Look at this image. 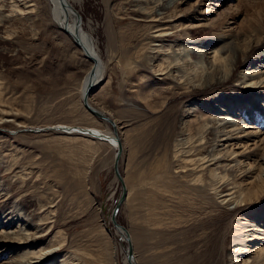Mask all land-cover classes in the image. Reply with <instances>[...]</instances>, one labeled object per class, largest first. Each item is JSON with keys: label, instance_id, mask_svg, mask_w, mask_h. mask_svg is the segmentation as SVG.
Wrapping results in <instances>:
<instances>
[{"label": "rangeland", "instance_id": "374dc122", "mask_svg": "<svg viewBox=\"0 0 264 264\" xmlns=\"http://www.w3.org/2000/svg\"><path fill=\"white\" fill-rule=\"evenodd\" d=\"M68 1L104 65L103 82L91 96L120 127L119 168L127 198L116 219L130 234L136 263L216 264L221 256L209 250L226 225L224 264L240 259L264 264V224L257 232L260 239L252 234L264 211V164L246 175L236 168L227 173V190L243 193L238 199L245 206L237 212L233 201L224 205L197 180L200 172L192 170L184 153L188 133L196 139L203 135L187 132V120L197 127L205 118L223 115L237 123L251 115L253 132L264 133V89L245 88L242 77L249 69L263 70L264 57L253 51L229 80L196 88V80L183 79L182 68L203 75L211 71L209 63L183 42L153 40L156 23L141 14L148 3ZM37 2L33 11L18 0H0V224L5 215L15 231L0 233V241L8 244L0 249V264H124L127 244L110 220L123 190L113 171L116 149L45 129L67 125L113 135L81 102V83L91 62L54 23L49 1ZM196 2L178 11L194 9ZM232 6L238 12L232 21L244 23L239 29L250 38L262 23L264 0H228L212 18ZM193 36L203 39L205 33L196 30ZM255 42L248 43L251 50ZM226 146L211 155L224 153ZM204 174L209 182L211 174ZM255 183L261 187L256 202ZM239 247L247 252L235 260Z\"/></svg>", "mask_w": 264, "mask_h": 264}, {"label": "bare ground", "instance_id": "6f19581e", "mask_svg": "<svg viewBox=\"0 0 264 264\" xmlns=\"http://www.w3.org/2000/svg\"><path fill=\"white\" fill-rule=\"evenodd\" d=\"M18 1L21 2L22 5L27 10L33 9V11L36 9L38 3L37 0H18ZM48 1L51 7L50 9L52 11V19L54 23L59 28H61V30L64 33H66L72 40L74 35L78 36V38L81 41V46H77V47L82 51L84 56L91 62L92 66H93V61L89 59L85 55V53L92 55V57H94V59L96 60L97 62L96 83L93 86L87 98V102L94 109L98 110L104 115H107L113 120L116 127V134L114 133L113 135L111 133L108 134L96 128H77V127L73 128V126L68 127L67 125H55L56 128H45V129L48 130L50 129V131H55V132H62L67 135L86 136L93 140H98L99 142L106 143L112 146L114 149H116L117 146L120 144L123 151V143L121 139L120 127L118 126L115 117L112 114H108L102 107H100L98 103H96L93 100L91 96L92 91L101 82H103L102 80L105 75V70L102 60L98 56V53L95 51L89 38L84 33L82 29V25L79 22V20H77L75 13H73V8L71 3L68 0H48ZM142 1L148 3L149 7L144 9V11L141 12V14H144L145 16L150 18V22L156 23V25L153 28V36H154L153 40L162 39L164 40V42H171L170 39H172L174 42H183L185 48L188 51L198 52L202 57L201 59L202 60L205 59L209 63L211 71L208 72V74H203V75L194 74L190 70L188 71L187 69H183L181 67L183 74L186 75L185 77H183V79H186L185 81H193V80L197 81L196 83L198 87L196 86L195 82L193 84V87L199 88L200 86L203 85L204 88H208L211 85H213V83H221L229 80V78L233 76L235 70H237L246 62L247 58L251 55L253 51L261 54L264 57V17L260 18L262 17L261 16L262 13H259L258 16L262 20V23L261 25H257L258 27L256 28L257 34L252 33L251 37L246 39V36L242 34V32L239 29L241 28L240 26L243 25L244 23H238V22L235 23L234 21H232V18L238 17L237 16L238 12L236 13L237 10H235L236 7L234 8V6H232L228 8V11L226 9L215 18H212L211 16L212 14H216L218 6L222 5L224 2L228 0H221L220 3H216L217 1L214 2V0H197V2L193 5L194 9L190 8L188 11H185L183 13H180L178 9L180 8V6L188 3L190 0H142ZM196 6L199 7L197 8ZM69 17H70V25H69ZM196 30H200V31L202 30V32L205 33V37L203 39H198V38L195 39L193 36V32ZM234 32L236 33V37L234 35ZM257 36L258 38H256ZM242 40H243L242 43H246V44L240 45V47L236 46V43ZM254 41H256L255 46H253L255 49L251 50V46H249L248 43H252ZM222 59L224 64H222L223 62L222 63L220 62ZM171 66L168 67L167 71H171L173 69ZM173 67L174 68L176 67L178 70L181 69L178 65H173ZM259 68L260 66L254 69H259ZM261 68L263 70L258 71V70L249 69L248 72L245 71L243 73L242 77L243 80L245 81L244 82L245 88L264 89V65ZM86 80H87V76L84 82L81 83V88H80L81 97ZM225 118L226 117L223 115H221V117H215L214 120L205 118L206 120L200 123H196L197 127H193L194 121H190V120L185 121L188 124L186 128L187 132H192L193 130H196L202 133L203 135L201 136V139H196L195 137H190L191 134L189 135L188 133V138L186 139L185 142V145H188V147H186L184 153L185 155L188 156L187 162L193 167L192 170L200 172V175L196 176L197 180L202 184L205 185L208 184L209 189L213 191L215 195L220 196V198L222 199L221 202L224 205H228L231 201H233L236 204L235 210H238L237 212L239 211L242 212L243 209L241 207L245 206L241 204L243 203V201L240 200L242 198L241 195L243 193L240 190L237 191L234 190L235 192L231 190H227V185L229 183V179L227 178V173L229 171H232L234 168H236V170L241 173L240 175H246L248 173H253L259 168L260 169L262 168L264 164V133L261 134L260 131H257L256 133L253 132V126L250 125L255 121V119L251 115H249L248 117L246 116L243 120L237 123L235 122L229 123V121L227 119L225 120ZM39 130L40 129H36L33 132H38ZM249 130H252V132ZM220 132L223 133L219 135L218 133ZM253 136L255 137L252 138ZM213 139H215V141H213ZM252 140H255V144L253 145L250 144L252 143ZM224 146H226L224 149H222L224 153L220 150L218 155H211L212 152H215L220 147H224ZM252 146H254L253 149ZM119 165H120V158L118 160L117 167L121 179H119L118 177L116 178L117 181L123 185V189L125 190V199L121 204L123 205L127 198V191L124 184V178L120 172ZM209 166H214V169L210 170ZM204 172H208L211 174L212 178L210 179L209 182L206 181L204 177L205 176ZM254 187L257 188V190L255 191L256 200H254V202H256L259 200L260 197L259 193L261 191V187L258 186L256 183L254 184ZM233 194L235 195L234 200L232 199V197H230ZM248 194L249 193H247L246 196ZM258 217L259 218L256 220V223L258 224L257 225L253 224V227L256 228L255 230L252 231L253 237H255L254 234H256V239H260L259 233L257 232L261 230L260 223L264 224V211H261ZM2 218H3L2 221L3 223L0 224V227L3 229L0 230V233L7 236L15 235V231L13 230L14 227L11 224V219H8L5 215H3ZM243 225L246 226L245 223H243ZM17 227L20 230L21 225L19 226L17 225ZM225 228L226 225L223 226L222 228L223 231L221 232V234L220 232L218 233L219 235H217L213 247L211 248V250H209L210 255H212L213 257L221 256V258L216 262V264H224L226 262L223 259V253L226 251L225 249L227 245L226 232L224 233ZM116 232H118L117 235L120 241H123L122 244H127V248L131 246V248L133 249L131 237H130V243H128L124 239L122 230L120 231L116 230ZM17 244L19 246L24 245V242L20 241ZM3 246L8 247V244L6 241L1 240L0 249H2ZM259 251L261 252V250ZM246 252L247 250L239 247L236 248L235 251H233V256L235 257V260H237L240 254ZM124 262H125L124 264H129L126 258L124 259ZM132 262L134 264L136 263L134 258V252H133ZM32 263H37V262L33 261ZM235 263L248 264L249 261L240 259L237 260ZM18 264H24V263L21 262Z\"/></svg>", "mask_w": 264, "mask_h": 264}, {"label": "water", "instance_id": "95a60500", "mask_svg": "<svg viewBox=\"0 0 264 264\" xmlns=\"http://www.w3.org/2000/svg\"><path fill=\"white\" fill-rule=\"evenodd\" d=\"M73 41L74 43L77 45V46H81V41L80 39L78 38V36H75L73 37ZM85 55L91 59L93 61V66L91 67L88 75H87V80H86V83H85V86L83 88V92H82V97H81V102H82V105L84 107V109L89 112L90 114H92L93 116L97 117L98 119L104 121L105 123H107L108 126H110L112 128V131L114 134H116V127H115V123L113 122V120L108 117L107 115H104L103 113L99 112L98 110L94 109L92 106H90L87 102V98L93 88V86L95 85L96 83V66H97V62L96 60L94 59V57H92V55H89L87 53H85ZM121 153H122V148L120 146V144L117 146L116 148V152H115V159H114V162H113V171H114V174L116 175V177H118L119 179H121L120 177V174L118 172V167H117V164H118V160L121 156ZM125 199V190L123 189L122 192L119 194V196L117 197V200H116V203L115 205L113 206L112 208V211H111V217H110V220H111V224H112V227L116 230H122L123 231V235H124V239L126 240V242L130 243V234L129 232L127 231V229L125 227H123L120 223H118V221L116 220V215H117V212L121 206V204L123 203ZM126 259L128 261L129 264H134L132 261H133V252H132V248L131 246H129L127 249H126ZM137 264V263H135Z\"/></svg>", "mask_w": 264, "mask_h": 264}]
</instances>
